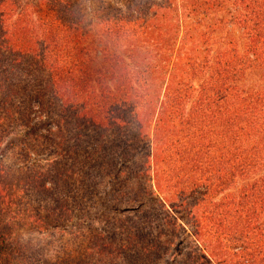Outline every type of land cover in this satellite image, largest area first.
Masks as SVG:
<instances>
[{"label": "trees", "instance_id": "1", "mask_svg": "<svg viewBox=\"0 0 264 264\" xmlns=\"http://www.w3.org/2000/svg\"><path fill=\"white\" fill-rule=\"evenodd\" d=\"M175 1L129 0L126 15L108 3L88 11L80 0H0V152L15 139L11 152L25 160L17 174H35L18 183L20 201L48 191L42 221L75 207L89 216L99 158L116 144L131 161L115 163L113 196H156L110 222L113 238L80 230V254L36 250L40 264H155L186 232L182 216L205 248L178 264H264V88L247 82L264 69V0H184L180 12ZM230 2L242 52L216 51L215 27L199 29ZM34 156L44 160L28 166ZM23 243L0 224V264H29L19 261Z\"/></svg>", "mask_w": 264, "mask_h": 264}, {"label": "rangeland", "instance_id": "2", "mask_svg": "<svg viewBox=\"0 0 264 264\" xmlns=\"http://www.w3.org/2000/svg\"><path fill=\"white\" fill-rule=\"evenodd\" d=\"M128 1L129 0H80V4H82L83 7L85 5H89L88 11H91L92 7L98 8L102 5V3H108V5L110 4L113 9L119 6L120 8L125 10V14L127 15ZM182 1L184 0L175 1L179 6V12L182 7ZM235 8L236 7L232 4V2H230L227 8H219V11H212L211 14L213 15L210 16V19H207L208 21L206 20L205 22H202L203 24H201L199 27V29L206 30L207 32L211 30V27L209 28L210 24L215 27L216 30L212 34V40L214 42L213 47L216 51L218 49L230 50L231 48L233 49L234 47H236L238 51L242 52L245 48L247 41L246 35L241 28L234 24L233 20L231 19L232 14L236 13ZM223 22L225 23L223 24ZM176 23H178V21L176 19H173L172 25L174 26L176 25ZM181 24L182 21H180V29H178L179 40L181 39V37H184ZM183 24L185 25V22ZM95 27L98 26L95 25ZM97 37L99 36L97 35ZM100 46L101 45H99V47ZM178 46L179 45L175 47V50L173 52V58L170 61V67L173 66L172 62L177 60V50L180 48V46ZM97 54L99 56L101 55L100 53ZM95 65H97L98 67L102 66L101 58L96 59ZM247 82L248 85H260L264 88V69H258L252 72L249 75ZM114 86L115 85L111 84L110 87L113 89V91H116ZM152 131L153 127L151 126L149 143H152L153 140L154 133ZM12 138H14V136ZM14 140H12L11 138L6 139V146H3L4 152H0V224L4 225V228L6 229V231H8V235H10L11 239H20L22 240V242H24L23 245L26 244L28 246V248L24 246L23 251L25 252V254L20 253V262H27L26 259H29V261L27 262L29 264H40L38 262L39 256L37 251H43L44 254L47 255L45 250L46 248L50 250L51 256L53 258H55L54 254H62L64 256L65 254H67V249L74 251V254L76 252L80 254L81 247L79 248V244L81 243V239H78L80 230L98 231L101 236L106 237L107 235L109 238H113L112 235L108 233V229L111 227L110 222L115 224L121 221L122 217L120 216H123L124 214H127V218L130 217L136 212L138 206H144L142 209H145L146 206H149L151 204L149 202L150 199L156 198V196L152 195L148 199H143L147 200V202L143 203V200H139L138 202H128L126 196H123V199L113 196L114 188L112 185V181L115 179V182L116 177L118 176L117 174H115L114 170L115 163L119 161V165L127 166L131 161V158L127 159V153H125V151L122 157L118 155L120 153L122 154L123 152L118 153L119 148L116 144L114 146V152L113 150H111L110 155L106 157V159L99 158V162L101 160H105V164L102 168L98 169L97 175L94 177L97 178L96 185L98 183H101V185L97 189L99 193L98 200H96L97 205H95L94 208L89 211V216L84 218L82 216V209L75 207L72 217L64 219L63 221H42L40 208L47 206V209H49L53 205V202H51L53 201L52 197L51 195H49L48 191L38 193V195L36 196L34 194H31V191H28L25 199L20 201L22 193L18 183H25L33 179V177H35V174L28 171H25L22 175L17 174L19 165H24L25 160L19 159L18 162V160L16 159L17 157H15L13 152H11V142H13ZM147 143L145 145L146 147ZM143 149H145V147H143ZM39 159L41 158H37L36 156L32 157L27 161L28 166L32 167L33 163L37 162ZM43 160L44 158H42L40 162L42 163ZM2 168L3 170H1ZM104 175H106V177L101 180L102 176ZM40 181L41 179H39L38 182L36 180V183L39 184V186ZM137 183V185L139 186L140 182ZM91 187H93L92 183L90 184V188ZM234 189H236V187ZM203 191L204 189L199 190V192ZM197 194L202 198L200 193ZM84 195H87V193H85ZM222 197L223 195L220 194L215 197L214 200L218 201ZM38 199L40 200V204L37 203ZM45 199L50 202H44ZM4 202H6V204ZM3 207H5L6 209L4 210ZM1 209H3V211H1ZM183 214L185 215V213ZM8 215H12L14 217H10L12 221L9 220ZM17 215H19V217L16 219L15 217ZM28 216L31 217H29L28 219ZM180 218V222L183 223L186 227V232L180 238V240L171 247L169 252L155 264H178L186 251L191 249L196 250L194 247H198V249L204 250L205 245H202V242L200 243L198 239L195 238V230L192 229L191 221H189L188 217L184 218L182 216ZM259 222L260 223L258 224H264V221ZM241 223L242 227H250L251 225V221H241ZM30 244L32 245L31 248ZM26 255L27 257L24 258ZM235 261L233 260V264L235 263ZM43 263L44 262H42L41 264ZM212 264L219 263H214L212 261ZM258 264L261 263L258 262Z\"/></svg>", "mask_w": 264, "mask_h": 264}]
</instances>
